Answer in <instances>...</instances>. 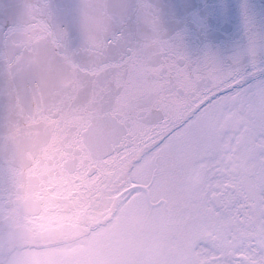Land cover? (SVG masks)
<instances>
[{
	"label": "snow or ice",
	"instance_id": "obj_1",
	"mask_svg": "<svg viewBox=\"0 0 264 264\" xmlns=\"http://www.w3.org/2000/svg\"><path fill=\"white\" fill-rule=\"evenodd\" d=\"M36 7L49 18L39 43L14 49L15 29L0 25V107L27 88L29 123L71 145L65 167L82 182V199L111 213L110 228H92L96 255L109 264H264V20L245 5L243 38L226 51L192 50L176 31L149 69L138 12L164 17L154 0H84L81 12L48 0ZM101 13L110 29L98 45L80 16L95 30ZM24 51L38 62L21 64ZM68 55L72 78L45 83L48 67ZM40 156L33 165L44 163ZM31 171L0 150V264L25 251L17 223L35 225L47 212ZM23 264H34L30 254Z\"/></svg>",
	"mask_w": 264,
	"mask_h": 264
},
{
	"label": "water",
	"instance_id": "obj_2",
	"mask_svg": "<svg viewBox=\"0 0 264 264\" xmlns=\"http://www.w3.org/2000/svg\"><path fill=\"white\" fill-rule=\"evenodd\" d=\"M42 0H0V25L15 29L9 44L14 49H24L39 43L43 30L49 23L47 11L37 8ZM54 10H62L72 4L74 12H81L84 0H48ZM165 13L156 17L150 9H140L137 34L140 39V55L145 66L153 69L161 40L169 34L182 31L185 43L192 50L205 45L226 51L237 46L243 38L244 6L258 21L264 20V0H154ZM102 5L103 0H96ZM80 23L98 45L101 35L110 29V20L102 13L93 21L86 15ZM158 29V30H155ZM21 64L35 65V53L24 51L19 56ZM74 55H68L63 64H51L47 69L49 82H66L73 76ZM28 89L22 87L20 99L13 100L6 108L0 107V150H10L11 158L27 173L32 168L31 178L43 185L38 189L39 199L47 212L37 218L36 224L17 223L23 234V246L33 247L59 238L76 237L89 232L97 223L110 216L103 209H93L84 197L82 182L69 172L65 164L72 158L71 145L64 137L54 136L47 128L33 127L28 119ZM41 150H43L41 152ZM41 153L43 164L33 165V156ZM46 177V179H45ZM21 189L16 200L23 204V194L30 185L27 174L21 177ZM81 195L78 196L77 194ZM0 224V228H2ZM50 243V242H48ZM46 243V244H48ZM45 244V245H46ZM44 245V244H43Z\"/></svg>",
	"mask_w": 264,
	"mask_h": 264
},
{
	"label": "flooded vegetation",
	"instance_id": "obj_3",
	"mask_svg": "<svg viewBox=\"0 0 264 264\" xmlns=\"http://www.w3.org/2000/svg\"><path fill=\"white\" fill-rule=\"evenodd\" d=\"M106 221L100 223L104 229L111 227ZM97 236L98 233L90 230L76 237L59 238L55 241H48L50 243L45 242L44 245H39L42 247H36L38 245L24 247L25 251L12 258L9 264H23L27 254H30L34 264H62L63 260L69 257L78 258L82 264H109L108 260L96 255Z\"/></svg>",
	"mask_w": 264,
	"mask_h": 264
}]
</instances>
